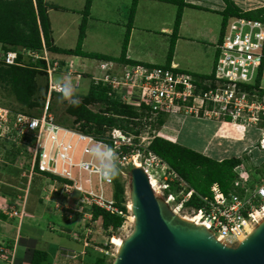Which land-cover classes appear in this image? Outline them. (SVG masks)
<instances>
[{
    "label": "built area",
    "instance_id": "2783aa9c",
    "mask_svg": "<svg viewBox=\"0 0 264 264\" xmlns=\"http://www.w3.org/2000/svg\"><path fill=\"white\" fill-rule=\"evenodd\" d=\"M225 6L223 3L222 10ZM50 53L45 44L41 50L21 47L4 50L0 44V61L5 65L24 66L39 59L46 63L45 67L38 66L46 71L47 84L40 112L15 111L0 105V142L3 138L11 140L29 152V157H25V149H22L20 158H29V164L27 160L19 164L23 176L27 177L26 192L34 177L42 175L47 201L51 200V195L59 193L75 199L76 210L80 205L87 208L98 205L122 213L116 207L115 198L107 195L105 181L96 173V161L87 151L99 142L117 152L120 168L125 163L143 166L150 180L152 176L156 178L157 185L152 187L154 192L161 194L172 210L178 214L187 210L188 215L181 216L203 223L220 241L234 244L250 232L248 226L253 229L260 221L259 211L264 209V195H261L264 177L253 185L250 177L244 175L241 178L240 169L246 173L244 163L235 168L237 176L228 193L215 182L211 187L212 197L201 196L204 201L201 207L186 206L195 190L189 188L168 162L153 153L149 144L136 141L133 133L117 126L108 128L103 136H97L83 130L80 123L64 124L53 113L52 97L61 94L56 91L60 74L75 75L77 84L82 78H88L91 84L106 87L107 94L122 103L136 107L145 105L151 114L149 119L154 116L166 117V120L181 116L196 119L229 116L232 121L244 122V126L260 130L259 149L264 151L263 21L241 16L228 19L217 44L213 77L201 82L206 88L200 86L194 74L174 65L127 64L98 58L76 62L83 58L78 55L52 58ZM136 156L139 161L131 162ZM106 183L113 184L114 180ZM172 186L177 191L172 190ZM20 199V196L14 202L7 199L5 205L0 199V209L11 218H21L26 212L16 206Z\"/></svg>",
    "mask_w": 264,
    "mask_h": 264
},
{
    "label": "rangeland",
    "instance_id": "374dc122",
    "mask_svg": "<svg viewBox=\"0 0 264 264\" xmlns=\"http://www.w3.org/2000/svg\"><path fill=\"white\" fill-rule=\"evenodd\" d=\"M240 4L244 6V8L254 7L257 5L264 4V0H238ZM113 2V1H112ZM112 2L100 0L97 2L96 10L99 12L104 8H108V13L110 15H114V17H118L119 21H126L121 17V14H115L114 7L117 6L113 4ZM116 2H118L116 0ZM68 4V2H65ZM166 6H169L166 10L167 14V20L168 16L170 17V20L173 22L171 25H174L175 19H176V8L171 3L166 4ZM187 9V8H186ZM252 9V8H251ZM142 14L147 16V22L148 19H153L150 24L154 25V31L156 34L160 32L159 28H156L157 26L155 23H159L162 21V12L158 10H151L148 13H146L145 8L142 9ZM54 11V10H53ZM191 14H199L200 17H204L208 19L207 21L212 25V29L214 30V33L216 34V41L212 44L210 48H206V46L201 44H193L190 45L183 43L181 48L179 47L177 50V60L179 63H181L180 68L181 69H189L186 71L192 72L193 70L196 72L203 73L204 70L201 68H205L207 72H210L214 63H215V54H216V45L219 43L221 36L223 35L224 30L222 31V19L223 16L219 12H213V11H204V12H195V10H190ZM58 13H54V19L57 18ZM128 18V17H127ZM197 19V18H195ZM200 20V19H199ZM117 21L115 18H109L107 22H105L101 26V32L104 33L106 38H101L96 40L95 38L91 37L87 39L85 44V49L87 50H97V51H111L117 53L118 49L122 46L123 43V37L120 34V31H122V25L119 24L116 26ZM201 22L203 20H200ZM94 24L98 23L95 21H92ZM128 23V21H127ZM156 28V29H155ZM221 32V36H220ZM73 31L71 30L70 34H72ZM142 34V33H141ZM73 35V34H72ZM72 35L70 39L72 38ZM75 40L69 41L68 43H65L64 45L68 47H75L77 43V37L76 34H74ZM148 37V36H147ZM220 37V38H219ZM69 39V40H70ZM140 37H136L135 41L132 42L134 52L139 51L145 54V49L147 45L149 44L153 55L155 58H158L159 60L153 61L151 63H161L160 65H165L166 63V55H168L171 40L168 42V46H161L160 39L161 34L159 35H150V38H148V41L144 43L141 47V41ZM184 46V47H183ZM144 47V48H143ZM122 50V49H121ZM52 58H64L63 56H59L55 52L51 51L50 53ZM134 59V58H133ZM145 58L139 59L142 63H148V60H144ZM87 62V60L82 59H76V62ZM122 62V61H121ZM125 63V62H122ZM209 63V64H208ZM127 64H130V62L127 61ZM198 65L200 69H193L192 65ZM59 79H68L71 80L72 84L75 86L76 91L78 93L79 99L81 100L83 96H85L89 88L91 86V80L88 78H82L79 81V84H77V79L75 75H66V74H60ZM46 77L45 76H39L37 79L38 81V88L35 92V98L38 102H42L44 100L45 96V85H46ZM52 110L57 119L64 123V124H74L75 118L71 116L67 112V108L69 106V102L65 100L62 97V94H56L52 97ZM0 105L1 106H7L13 110H26V111H32V112H39L41 107L39 109H29L26 106L22 105L21 103L17 102L15 97L11 94L10 87H5V84L3 82H0ZM90 108L93 110H98L99 105L98 104H91ZM155 116L152 119H149L146 121L144 125H142L141 133L139 135L131 134L136 136V141L138 142H144L145 145L150 144L151 140L155 136H166L167 139L172 140L173 142L180 143L182 145L188 146L192 149L199 150L202 149V146H207V149H205L204 154L207 156L216 158L218 160L229 158V157H239L243 158L245 162L246 167V173H244L241 169L239 172H242V176L246 175L248 178L252 177L253 179H257V177H263L264 176V151L260 150L258 147V141L260 138V130L257 128H251L246 125L244 122L241 121H232V120H225L224 117H221L220 119H216L215 117H212L211 119H196V118H185V116L181 117H174V118H163L165 120V123L162 126H159L156 122L157 119ZM244 124V125H243ZM125 131V130H124ZM128 132V131H125ZM5 140V141H2ZM0 142V185L8 186V178H12V176L18 175L19 169L15 168L14 166H10V174L7 172L8 169V163L5 161V154L7 151L10 150L8 144L5 138H3ZM3 143V144H2ZM201 152V151H200ZM25 157H29L27 154H25ZM29 159V158H27ZM27 159H21L16 162V165L21 164L22 161ZM139 161L136 158H132L131 162ZM26 162V161H25ZM28 162V160H27ZM127 162V161H125ZM29 164V162H28ZM131 164L132 163H125V165L120 168L119 167V175L118 178L123 184L124 192L123 197L125 200L126 207L128 209L127 219L123 226L116 231H114L113 235L109 234L103 229L102 221L99 219L97 221H94L90 218V212H88V208L85 206L80 205L78 210H76V201L72 198H65L62 194L59 195H51V200L47 201L45 199V191L43 190V186L41 183L40 185L36 183V180H34L33 183V190L35 188L38 189V194H40L42 200H43V206L46 207V212L49 210L53 214H46V218L43 220H40V228L44 229L42 231L37 232L35 227H31V225L34 226L33 223H28V221L25 220L26 215L23 217H14V218H8L6 220H1L0 223V240L5 241L3 239V236L5 235V231L9 234H16L19 232V234L22 231L23 237H33L37 239V246L39 248H43L47 251L51 248H58L60 246H63L61 250H64L66 255H61L60 258H54V262L52 264H92L95 261L96 256H101L102 253L100 250L102 247L107 248L109 251V255L106 257V264H112L115 256L117 254V246L112 243V237L118 236L121 238H125L128 236L133 228H134V222L129 220L130 216L132 215L131 209L128 205L130 201V190H131ZM257 165L256 168L254 165ZM157 176L159 174H156ZM155 178L152 176L151 180ZM240 180L242 181V179ZM248 180V179H247ZM42 185V186H41ZM41 187V188H40ZM105 191L108 196L113 197L114 195V185L108 184L104 182ZM160 194V193H159ZM8 195V194H7ZM161 195V194H160ZM158 195V196H160ZM162 197V196H161ZM12 198V197H11ZM25 197H23L20 201H16V203L24 202L23 206L19 209L25 210ZM0 199L2 204H6L7 202V196L6 193L2 190V187L0 186ZM15 199V198H13ZM5 200V203L3 201ZM12 200V199H11ZM9 200V202L11 201ZM13 201V200H12ZM44 208H41V211L43 213ZM1 210V209H0ZM26 212V211H25ZM180 215H188L187 210H181L179 212ZM69 216V217H68ZM16 218V219H15ZM18 219V220H17ZM19 221V222H18ZM25 221L26 224H24L23 228L20 227L18 230V225H21ZM40 229V230H41ZM68 229H70V233H68ZM18 230V232H17ZM18 235V234H17ZM16 236V235H15ZM12 237V236H11ZM13 238V237H12ZM0 241V250L4 249V243ZM8 244V242H6ZM5 243V245H6ZM10 245V244H9ZM235 245V244H234ZM88 248H91L92 251H88ZM86 251V252H85ZM50 252V251H49ZM8 253L5 254V256H2L0 259V264H13V260H6V256ZM12 254V253H11ZM14 254V253H13ZM12 254V255H13ZM51 254V253H50ZM12 257V256H11ZM9 256V258H11ZM52 257V256H51ZM4 258L5 261L2 259ZM70 260H75L71 262ZM71 262V263H70ZM49 264V263H46ZM95 264V263H94Z\"/></svg>",
    "mask_w": 264,
    "mask_h": 264
},
{
    "label": "trees",
    "instance_id": "16d2710c",
    "mask_svg": "<svg viewBox=\"0 0 264 264\" xmlns=\"http://www.w3.org/2000/svg\"><path fill=\"white\" fill-rule=\"evenodd\" d=\"M163 1H168L177 5L176 19L167 56V63L165 64V66L169 67L171 66L174 56L176 40L178 38V32L182 22L183 10L185 6L189 5V3H187L186 0ZM224 2L226 6L220 12L223 16L222 31L224 30L228 19L232 16H241L261 20L264 22V6L252 9H243L237 5L234 0H224ZM91 5L92 0H86L76 46L74 48L60 50V48L54 45L52 40L51 21L48 14L46 0H0V44L4 50L18 49L19 47L25 49L41 50L45 44L51 51L57 53L61 52L67 56L81 55L91 58L117 59L126 63L127 61L130 63H135L126 60L125 57L128 49L131 29L135 19L138 0H133L132 2L127 23V31L122 44V52L119 57H113L97 52H87L83 50L84 39L86 36V26ZM216 61L217 55L215 65ZM38 66L45 67V60L39 59L35 62L29 61L28 65L24 66L5 65L2 61H0V82H3L5 87H10L11 94L15 97L16 101L29 109H39L44 105L43 101L40 103L35 98V92L38 88L37 79L41 75H46V71L38 69ZM213 72L211 75H213ZM211 75L195 74V77L198 78L197 80L200 82L201 86V82L204 79L213 77ZM243 87L248 89L252 88L251 85H243ZM203 88L206 87L203 86ZM46 89L47 84L45 85V92ZM91 104H98L99 109H91ZM67 112L75 118L74 123H80L83 130L93 132L97 136H103L108 128L114 126L139 135L141 133L140 128L142 125H144L151 117V114L145 105L142 107H136L122 103L120 100L110 97L107 94L106 87L94 84L91 85L88 93L80 100L79 106H72L69 104ZM224 118L227 121L231 120V117L229 116H224ZM156 122L159 126H162L165 123V120L163 117H160L156 120ZM7 143H9L8 146L10 150L6 152L4 159L9 164L7 172L10 174L9 176H11L10 166L17 167L20 170V173L22 171V169L16 165L18 159L20 160L21 158L22 149H25L24 153H26L28 156L29 152L27 148H22L11 140H7ZM148 148L153 153L157 154V156L168 162L171 167L182 178H184L189 188H193L195 190L196 193H194L185 204L186 206H193L195 208H199L204 204L201 196L212 197L213 193L211 191V187L215 182H218L221 185V188L226 193H228L237 176L235 168L242 162V159L239 157H229L218 160L216 158L207 156L198 150L192 149L177 142H173L172 140L162 136H155L151 140ZM254 167L256 168L255 165ZM263 177H257V179H253L251 177L250 181L253 185L255 183L261 182ZM10 179L14 180L13 177L8 178L7 180L9 181ZM20 183L23 185V187H26L27 185V181H21ZM32 185L33 184L31 182L29 191L32 188ZM113 185V197L116 200V207H118L122 213L107 210L98 205H92L90 208H88V211H90L92 215L91 219L94 221L100 219L102 221L103 229L112 235L114 234V231L123 226L128 214V209L123 197V184L119 180L118 176L114 179ZM0 186L2 188L7 187L5 185ZM9 188L10 190H14V194L18 192L16 188H12L11 186ZM173 189L177 191L174 186H172V190ZM23 193V188L19 189L18 194L22 195ZM1 216L4 218L6 217V215L2 213ZM69 230L70 229L67 230L68 233H70ZM9 244L10 243L4 245V249L0 250V259L2 257L1 254L8 253L7 258L5 259H12L14 264L16 257L10 253L9 247L11 245ZM88 251H92V249L88 248ZM97 251H100L102 255L96 256L94 263L106 264V257L109 255L108 249L102 247L100 250L97 249ZM9 256L12 257L9 258ZM51 256L52 255H50V253L45 249H35L32 252V257L29 261V264H51L53 261ZM2 260L5 261L4 258Z\"/></svg>",
    "mask_w": 264,
    "mask_h": 264
},
{
    "label": "crops",
    "instance_id": "0c3cea01",
    "mask_svg": "<svg viewBox=\"0 0 264 264\" xmlns=\"http://www.w3.org/2000/svg\"><path fill=\"white\" fill-rule=\"evenodd\" d=\"M100 0H92V5H91V9H90V14L88 16V22H87V26H86V36L84 39V44H83V50L87 51V52H97V53H103V54H107L113 57H119L121 55L122 52V46L118 49L117 53L115 52H111V51H97V50H87L85 49V44L88 38L93 37L96 40L101 39V38H106L107 37L104 35L103 32H101V26L108 21L109 18H115L117 21L116 22V26H118L119 24L122 25V31H120V34L123 37H125L126 31H127V21L126 19H129V12H130V8L132 5L133 0H117L118 2H116V0H105V1H109L112 2L113 4L117 5L114 7V11L115 14H121L120 16L123 17L124 20L126 21H119L118 17H114V15H110L108 13V8H104L101 11H97L96 10V5L97 2H99ZM235 3L237 5H239L240 7H242L243 9H251V8H256V7H260V6H264V4L262 5H257L254 7H249V8H244V6L242 4H240V2L238 0H234ZM65 2H68V4H66ZM187 3H189V5L184 7L183 10V16H182V22L180 25V29L178 32V38L176 40V45H175V50H174V56H173V60L171 65L177 66L178 68H180L181 63L178 62L177 58V50L178 48L182 47L181 45L183 43H185L187 41L186 44L193 45V44H201L203 43L206 48H210L212 46V44L216 41L217 37L216 34L214 33V30L212 29V25L207 21L208 19L204 18L203 16L200 17L199 14H191L190 10H195V12H204V11H213V12H221L222 11V6L224 0H186ZM85 3L86 0H46V4L48 7V14H49V18L51 21V28H52V40L53 43L56 47L60 48V50L62 49H70V48H74V47H68L66 45H64L65 43H68L69 41H74L75 40V36H73L74 34H76L77 40L79 37V32H80V24L83 18V10L85 7ZM171 3L168 1H163V0H138V5L136 8V13H135V19H134V23L131 29V33H130V39H129V44H128V49H127V53H126V60H129L131 62H141L139 59L145 58L144 60H148V65H160L161 63H151L153 61H157L159 60L158 58H155V56L153 55L152 49L150 47V45L148 44L146 49H145V54L139 51L134 52L133 49V44L132 42L135 41L136 37H140V39H142L141 41V47L142 45H144V43H146L148 41V38H150V35H159L161 34V39H160V43L161 46H168V42L171 40L172 38V33H173V28L174 25H171L173 22L170 20V17L168 16V20H167V14H166V10L167 8H169V6H166V4ZM172 5L175 6L176 8V12H177V5L174 3H171ZM145 8L146 13H148L151 10H158L162 12V21L159 23H155V25L157 26L156 28H159L160 32L158 34H156V32L154 31V25L150 24L151 21L153 19H148L147 20V16L149 15H143L142 14V8ZM187 8V9H186ZM54 10V11H53ZM54 13H58L59 15H57V18L54 19L53 14ZM128 17V18H127ZM197 18V19H195ZM203 20L202 22L200 20ZM92 21H96L98 23L94 24ZM223 21V19H222ZM223 24V22H222ZM155 28V29H156ZM71 30L73 31V35L70 34ZM222 30V29H221ZM142 33V34H141ZM72 35V38L70 39ZM148 36V37H147ZM220 36H221V32H220ZM220 38V37H219ZM70 39V40H69ZM139 39V41H140ZM171 42H169L170 44ZM123 44V43H122ZM121 44V45H122ZM184 47V46H183ZM144 48V47H143ZM216 51H217V45H216ZM56 54H58L59 56H63V57H67L66 54L61 53V52H55ZM216 55L217 52L215 54V60H216ZM79 56V55H78ZM167 56L166 55V62L167 63ZM84 60H90L92 59L91 57H85V56H81ZM134 58V59H133ZM117 60V59H116ZM142 63V62H141ZM144 63V62H143ZM209 64V63H208ZM214 66L215 63L211 69L210 72H207L205 68H201L202 70H204L203 73L200 72H195L194 70L190 73L192 74H196V75H211V73L214 71ZM193 69H200V67L198 65H192L191 66ZM181 69V68H180ZM182 70H189V69H182ZM189 72V71H188ZM205 149H207V146H202V149L200 148V151L202 153H204ZM199 151V150H198ZM18 166V165H17ZM17 168V167H15ZM18 169V168H17ZM22 169V168H21ZM23 171V169H22ZM18 172V175L16 176H12L14 178V180H9V182L7 183L8 186L2 188V190L4 189V191H6V196L8 200H11L10 202H14V200L20 196L21 199L23 197H25V211L27 213V216L25 218L26 221H28V223H33V225H31V227H35L37 230V232L42 231L44 229L40 228V220L45 219L46 214H53L52 212H50L49 210H47L46 212V207L43 206V200L40 196V194H38V189L35 188V190H33V185L32 188L30 189V191L28 190L26 192V187H23V185H21V181H27V177L23 176V173ZM11 178V177H10ZM36 180L37 185L40 183L42 185H44L45 183V177H43L42 175H36L34 177V180ZM17 180V181H15ZM34 180H32V184L34 182ZM21 185V187H20ZM41 185V186H42ZM12 188H16V190L23 188L24 193L18 194L17 193H13L14 190L11 189L9 187ZM26 188V189H25ZM41 188V187H40ZM8 194V195H7ZM12 197V198H11ZM15 198V199H13ZM20 199V200H21ZM24 204V202L18 203L16 204V206L18 208L22 207ZM41 208H44V212L43 213L41 211ZM2 214H5L2 210H0V221L1 220H6L9 217L7 214L6 217H2ZM16 219V218H15ZM18 220V219H17ZM19 222V221H18ZM1 224V223H0ZM21 225H18V230L21 228H23L25 221L23 223L20 222ZM3 225V224H1ZM41 229V230H40ZM1 230V228H0ZM17 230V232H18ZM12 232V231H10ZM9 232V233H10ZM7 231H5V235L3 236V239L5 241H1L4 243L8 242L10 243V247H9V251L15 255V263L14 264H29V261L32 257V252L35 249H43V248H39V246H37V239L33 238V237H23L22 236V231L19 234L16 233L14 234H9ZM18 234V235H17ZM13 238H12V237ZM12 241V242H11ZM12 243V244H11ZM7 244V243H6ZM63 248V246H60L56 249L54 248H50L49 249V253H51L50 255H52L53 261L54 262V258L58 259L60 258L61 255H66V253H64L63 250H61ZM71 262L75 261V260H70ZM70 262V263H71ZM51 263V264H52Z\"/></svg>",
    "mask_w": 264,
    "mask_h": 264
},
{
    "label": "water",
    "instance_id": "95a60500",
    "mask_svg": "<svg viewBox=\"0 0 264 264\" xmlns=\"http://www.w3.org/2000/svg\"><path fill=\"white\" fill-rule=\"evenodd\" d=\"M132 232L112 264H264V218L235 245L176 213L158 196L143 166L131 168Z\"/></svg>",
    "mask_w": 264,
    "mask_h": 264
},
{
    "label": "clouds",
    "instance_id": "9594fccd",
    "mask_svg": "<svg viewBox=\"0 0 264 264\" xmlns=\"http://www.w3.org/2000/svg\"><path fill=\"white\" fill-rule=\"evenodd\" d=\"M113 60H116V59H113ZM116 61H119V60H116ZM119 62H121V61H119ZM143 64H145V63H143ZM56 91L60 92L62 94V97L65 100H67L72 106H79L80 99H79L78 93L76 91V88L72 84L71 80L58 79ZM162 137L167 138L166 136H162ZM258 147H259V141H258ZM87 151L93 157V159L96 161V173L99 175V177L102 181L111 182L112 180H114L119 175V166H118L119 157H118L117 152L112 147H110L108 145H103L102 143L98 142L96 144H93L91 147H89L87 149ZM241 159H242L241 163L245 164L244 159L243 158H241ZM131 167H133V166H131ZM261 195H264V190H262ZM240 241H238V242H240ZM238 242H236L234 244H237ZM234 244H229V245H234Z\"/></svg>",
    "mask_w": 264,
    "mask_h": 264
},
{
    "label": "bare ground",
    "instance_id": "6f19581e",
    "mask_svg": "<svg viewBox=\"0 0 264 264\" xmlns=\"http://www.w3.org/2000/svg\"><path fill=\"white\" fill-rule=\"evenodd\" d=\"M135 161H136V160H135ZM136 166H141V165L136 164ZM151 178H152V177H151ZM150 181H151V186H152V187L155 186V185H157L156 178H153V179L150 180ZM128 205H129L130 209H132V201H131V200L129 201ZM259 217H260V220H262V219L264 218V209H262V210L259 211ZM185 218H187V219H189V220H192V221H194V222L196 221V219H191V218H189V217H185ZM129 220H131L132 222H134V216H133V214L130 216ZM196 222H198V221H196ZM198 223H199V224H203V223H200V222H198ZM248 230L251 231V230H253V229H251V227L248 226ZM240 238L243 239V237H240ZM122 241H123V238H121V237H118V236H113V237H112V243H114V244L117 246V249H118L119 246L122 244Z\"/></svg>",
    "mask_w": 264,
    "mask_h": 264
}]
</instances>
